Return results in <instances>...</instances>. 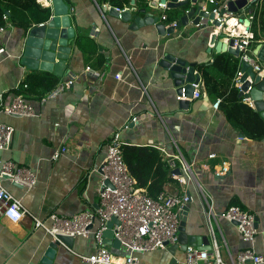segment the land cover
Returning a JSON list of instances; mask_svg holds the SVG:
<instances>
[{"label": "crops", "instance_id": "0c3cea01", "mask_svg": "<svg viewBox=\"0 0 264 264\" xmlns=\"http://www.w3.org/2000/svg\"><path fill=\"white\" fill-rule=\"evenodd\" d=\"M63 1L69 7L75 38L68 59L60 65L56 86L69 81L71 85L53 97H44L46 92L39 99L27 100L35 117L0 115V123L14 128L9 150L0 151V164L10 161L37 177L28 192L9 181L1 182L21 200L26 215L16 224L0 220V264H38L43 257L52 238L43 229H35L31 217L49 227L51 214L70 217L97 206L99 167L107 144L116 134L124 144L152 147L162 159L165 155L179 156L191 166L195 185L180 186L171 177L163 189L185 191L190 196L185 233L203 243L199 248H207L210 238L196 184L211 196L212 224L217 241L224 245L223 258L248 247L235 226L219 217L231 205L255 216L253 248L264 257V120L252 102L241 100L228 112L221 106L213 109L216 99L201 85L199 98L178 96L168 73L158 66L165 54L195 65L212 63L218 55L213 50L208 53L215 26L188 23L161 37L152 26L131 30V21L110 16V6L99 4L100 0ZM37 2L49 7L45 0ZM203 3L206 9L212 8L206 0ZM132 8L130 4L118 10ZM244 14L247 18V10ZM240 22L239 15L227 20L223 41L229 35L243 34ZM22 33L23 29L11 27L0 40L10 55L0 57V93L6 102L14 90L22 88L27 76L45 73L21 65ZM254 62L262 66L259 76L263 77V64L255 58ZM181 101H188L186 108L179 106ZM134 117L138 120L133 123ZM230 118L240 129L229 122ZM63 147L67 151L53 160ZM221 170L224 173L215 177L214 171ZM72 239L71 247L61 244L56 249L52 264H87L80 256L94 252L92 237ZM106 247L115 256L124 253L119 245ZM138 257L139 264H183L184 251L177 249L171 255L167 249H158Z\"/></svg>", "mask_w": 264, "mask_h": 264}, {"label": "built area", "instance_id": "2783aa9c", "mask_svg": "<svg viewBox=\"0 0 264 264\" xmlns=\"http://www.w3.org/2000/svg\"><path fill=\"white\" fill-rule=\"evenodd\" d=\"M46 2L48 0H45ZM228 0L219 3L217 0H206L212 5L211 9L203 10L209 15L214 14V19L219 21V26H215V34H222L231 13L220 15L222 8ZM43 6V5H42ZM160 8L163 6L159 5ZM249 15V16H248ZM238 18V17H236ZM250 24L245 27L243 20L240 25L243 27V34L236 36L229 35L227 40H233L234 47L239 50V59L248 62L253 70L260 75L261 65L254 62L252 55L253 34L250 31L253 15L247 14ZM5 25H0V40L7 29L13 27L7 18L4 17ZM206 24L201 18L196 27H203ZM175 26V22L166 27ZM9 53L0 42V57L7 58ZM117 80L120 76H115ZM240 73L233 79L234 86L240 91ZM71 81L55 86L48 91L44 97H53L62 89L68 88ZM23 87H26L23 84ZM193 98H199L197 91L199 83L193 84ZM142 90H145L144 88ZM247 104L251 101L242 98ZM220 100L213 103V109H218ZM0 115L12 117H35L34 108L27 103L21 95L14 94L9 102L4 100V94L0 93ZM137 117L131 119L136 122ZM14 128L0 123V151L9 150L11 146ZM124 143L119 139L118 134L113 136L106 147V155L103 163L99 167V181L97 186L98 204L95 208L87 209L70 217L51 214L50 226H46L37 218L31 217L35 229H43L53 240L58 237L87 238L92 237L95 250L88 256H80V259L87 264H139V255L158 249H167L168 246L177 244L178 227L183 208L187 206L191 198L185 191L168 192L162 190L155 197H150L146 193L136 188L135 181L130 175L122 158V146ZM66 148H61L52 159L58 158L60 153L66 152ZM210 155L209 158H214ZM163 161L173 172L178 170L179 174L171 173L180 186L187 184L195 185L191 166L186 164L179 156L165 155ZM225 170L214 171L217 175L223 174ZM9 181L18 185L22 190L28 192L37 182L34 172L26 168L16 167L10 161L0 164V220L4 219L11 224L19 223L26 215L21 200L12 196L5 190L1 182ZM196 190L203 202L202 215L205 221L208 236L210 238L209 250H204L189 246L184 252L183 264H264V257L255 253L253 248L254 238L257 235L255 226V216L241 208L231 205L219 214V217L226 222L233 224L239 233L241 240L248 244V247L238 252L236 256L230 254L223 258L221 249L224 245L216 239L212 219L214 210L211 196L196 184ZM114 220L111 227L113 239H115L123 250L122 256H115L104 243V233L107 225Z\"/></svg>", "mask_w": 264, "mask_h": 264}, {"label": "water", "instance_id": "95a60500", "mask_svg": "<svg viewBox=\"0 0 264 264\" xmlns=\"http://www.w3.org/2000/svg\"><path fill=\"white\" fill-rule=\"evenodd\" d=\"M47 2L51 10L49 20L43 24L33 25L23 30L19 61L28 70L51 73L59 78L60 65L68 59L71 50L70 46L75 38V31L71 26L68 5L63 0H48ZM258 2L259 0H228L225 8L220 11V15L223 13H231L233 16L239 15L240 20H243L244 26L247 27L250 22L244 18V11L247 10L248 14L253 7H257ZM130 4L133 6L131 10L124 9L119 11L117 8L109 7L107 11L110 16L118 18L122 22L131 21L129 25L131 30L152 26L158 36L165 37L186 27L188 23L194 26L197 25L201 18L206 22L204 26L208 25V23L216 27L219 26V21L214 19V14L210 13L208 15L203 10V0H146L144 6L137 7L134 1L131 0ZM159 5L163 6V8H160ZM168 11L176 15L175 19L170 22H175V26L166 27V25L170 24L166 22V13ZM223 38L222 34H211L209 41L211 49L208 50V53L213 50L216 54L229 53L239 58V50L234 47L233 40L226 39V41H223ZM252 55L264 66V39L254 46ZM55 59L59 63L55 62ZM158 66L168 73L178 96L193 97L195 90L193 84L199 83L200 80L199 74L195 71V64L188 63L173 55L165 54L160 58ZM239 73L241 86L238 96L248 98L253 103L254 110L264 120V76H259L253 70V67L243 60H240ZM186 105H188V101L179 102V106L183 109L186 108ZM172 173L179 174L178 170ZM188 210L189 207L187 205L183 208L180 217L177 244L167 247L171 255L177 249L185 252L189 246L202 247V242L185 233ZM113 223L114 220L107 225L108 229L104 233V243L117 246L119 243L113 239L110 231ZM72 241L73 239L70 237H58V240L52 239L38 264H52L56 249L61 244L71 247ZM200 249L209 250V246Z\"/></svg>", "mask_w": 264, "mask_h": 264}, {"label": "trees", "instance_id": "16d2710c", "mask_svg": "<svg viewBox=\"0 0 264 264\" xmlns=\"http://www.w3.org/2000/svg\"><path fill=\"white\" fill-rule=\"evenodd\" d=\"M131 0H100L99 4L109 5L112 8L123 9L130 5ZM138 6H144L145 0H135ZM190 1V0H188ZM219 3L225 0H217ZM7 12V13H6ZM49 7H42L37 0H0V25H5L4 17L13 27L28 29L32 24L40 25L50 18ZM166 22H172L176 15L166 13ZM253 34V46L264 39V0H259L253 14L250 28ZM240 70V59L229 53L218 54L212 63L195 65L199 74V85L204 92L219 99V106L225 112L236 108L242 100L238 96V89L234 86L233 79ZM58 82L57 77L51 73H35L24 80L26 87L17 88L14 93L21 95L25 101L39 99L44 93L53 89ZM261 119V118H260ZM259 119V120H260ZM229 122L237 129L240 126L233 119ZM253 137V134H250ZM123 161L135 181L136 188L155 197L162 190L165 183L172 181V171L164 163L160 153L152 147L124 144L122 146Z\"/></svg>", "mask_w": 264, "mask_h": 264}, {"label": "flooded vegetation", "instance_id": "af4514ba", "mask_svg": "<svg viewBox=\"0 0 264 264\" xmlns=\"http://www.w3.org/2000/svg\"><path fill=\"white\" fill-rule=\"evenodd\" d=\"M256 6H257V5H256ZM256 6H255V7H256ZM256 8H257V7H256ZM256 8H254V7H253V9H252V10H253V11H255V9H256ZM253 14H254V12H253Z\"/></svg>", "mask_w": 264, "mask_h": 264}, {"label": "bare ground", "instance_id": "6f19581e", "mask_svg": "<svg viewBox=\"0 0 264 264\" xmlns=\"http://www.w3.org/2000/svg\"><path fill=\"white\" fill-rule=\"evenodd\" d=\"M44 4H46V3H44Z\"/></svg>", "mask_w": 264, "mask_h": 264}, {"label": "rangeland", "instance_id": "374dc122", "mask_svg": "<svg viewBox=\"0 0 264 264\" xmlns=\"http://www.w3.org/2000/svg\"><path fill=\"white\" fill-rule=\"evenodd\" d=\"M249 16V15H248Z\"/></svg>", "mask_w": 264, "mask_h": 264}]
</instances>
